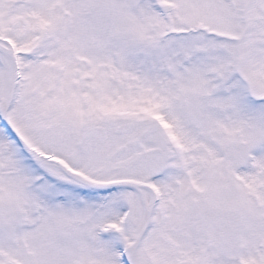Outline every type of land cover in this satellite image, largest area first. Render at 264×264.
I'll list each match as a JSON object with an SVG mask.
<instances>
[{"label":"snow or ice","instance_id":"6c2138e0","mask_svg":"<svg viewBox=\"0 0 264 264\" xmlns=\"http://www.w3.org/2000/svg\"><path fill=\"white\" fill-rule=\"evenodd\" d=\"M0 264H264V0H0Z\"/></svg>","mask_w":264,"mask_h":264}]
</instances>
